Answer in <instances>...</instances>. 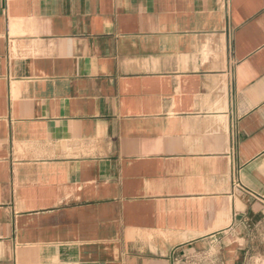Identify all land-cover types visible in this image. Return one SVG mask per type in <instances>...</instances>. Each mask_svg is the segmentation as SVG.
<instances>
[{"label": "crops", "instance_id": "1", "mask_svg": "<svg viewBox=\"0 0 264 264\" xmlns=\"http://www.w3.org/2000/svg\"><path fill=\"white\" fill-rule=\"evenodd\" d=\"M264 0H0V264H264Z\"/></svg>", "mask_w": 264, "mask_h": 264}, {"label": "built area", "instance_id": "2", "mask_svg": "<svg viewBox=\"0 0 264 264\" xmlns=\"http://www.w3.org/2000/svg\"><path fill=\"white\" fill-rule=\"evenodd\" d=\"M256 199L261 200L264 203V193L262 194H254L253 195Z\"/></svg>", "mask_w": 264, "mask_h": 264}]
</instances>
